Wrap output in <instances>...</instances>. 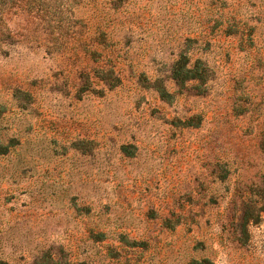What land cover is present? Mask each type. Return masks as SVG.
I'll return each instance as SVG.
<instances>
[{"label":"rangeland","instance_id":"1","mask_svg":"<svg viewBox=\"0 0 264 264\" xmlns=\"http://www.w3.org/2000/svg\"><path fill=\"white\" fill-rule=\"evenodd\" d=\"M203 260L264 264V0H0V264Z\"/></svg>","mask_w":264,"mask_h":264},{"label":"trees","instance_id":"2","mask_svg":"<svg viewBox=\"0 0 264 264\" xmlns=\"http://www.w3.org/2000/svg\"><path fill=\"white\" fill-rule=\"evenodd\" d=\"M189 62L180 60L173 70L174 79L178 82H190L194 80L206 81L205 71L202 73L199 69V65L195 67H188ZM190 264H210L207 260L193 261Z\"/></svg>","mask_w":264,"mask_h":264}]
</instances>
